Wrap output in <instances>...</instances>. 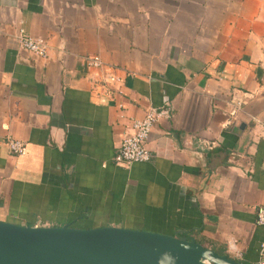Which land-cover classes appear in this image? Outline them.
Here are the masks:
<instances>
[{
	"label": "crops",
	"instance_id": "crops-1",
	"mask_svg": "<svg viewBox=\"0 0 264 264\" xmlns=\"http://www.w3.org/2000/svg\"><path fill=\"white\" fill-rule=\"evenodd\" d=\"M164 103L150 159L117 164L131 119ZM261 203L264 0H0V219L182 230L252 264Z\"/></svg>",
	"mask_w": 264,
	"mask_h": 264
},
{
	"label": "water",
	"instance_id": "water-1",
	"mask_svg": "<svg viewBox=\"0 0 264 264\" xmlns=\"http://www.w3.org/2000/svg\"><path fill=\"white\" fill-rule=\"evenodd\" d=\"M182 232L0 219V264H246Z\"/></svg>",
	"mask_w": 264,
	"mask_h": 264
},
{
	"label": "built area",
	"instance_id": "built-area-1",
	"mask_svg": "<svg viewBox=\"0 0 264 264\" xmlns=\"http://www.w3.org/2000/svg\"><path fill=\"white\" fill-rule=\"evenodd\" d=\"M15 37L21 48L29 50L38 56L47 55L48 43L44 37L32 35L24 27L18 28ZM85 62L90 67H98L103 63L99 55H85ZM121 80L122 78L119 75L109 72L106 74L103 82L114 81L118 83ZM236 109L234 107L230 111L231 114H234ZM169 115V105L168 103H164L162 105L150 106L142 117L132 118L128 130L123 133L120 144L114 154L115 162L127 165L134 161L149 160L152 153L145 142L149 137L153 124L161 117ZM5 144L11 152L17 155L25 153L26 143L22 139L8 135ZM256 222L264 225V203L259 204L256 208ZM258 264H264V255L258 261Z\"/></svg>",
	"mask_w": 264,
	"mask_h": 264
},
{
	"label": "trees",
	"instance_id": "trees-1",
	"mask_svg": "<svg viewBox=\"0 0 264 264\" xmlns=\"http://www.w3.org/2000/svg\"><path fill=\"white\" fill-rule=\"evenodd\" d=\"M69 225H72V224H70L69 223ZM73 226V225H72ZM183 234V233H182ZM216 250V249H215ZM216 251H218V250H216ZM219 253H224V251H218Z\"/></svg>",
	"mask_w": 264,
	"mask_h": 264
}]
</instances>
